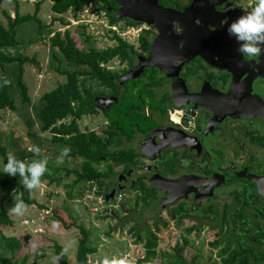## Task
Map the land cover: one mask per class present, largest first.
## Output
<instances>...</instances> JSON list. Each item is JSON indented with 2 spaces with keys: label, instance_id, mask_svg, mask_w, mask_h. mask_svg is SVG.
Returning <instances> with one entry per match:
<instances>
[{
  "label": "flooded vegetation",
  "instance_id": "flooded-vegetation-1",
  "mask_svg": "<svg viewBox=\"0 0 264 264\" xmlns=\"http://www.w3.org/2000/svg\"><path fill=\"white\" fill-rule=\"evenodd\" d=\"M192 1L157 0L160 6L179 12ZM244 1L213 4L214 12L222 16V27L251 11L254 0L248 1L250 8L245 10L240 4ZM115 5L107 8L114 17L119 8ZM208 8L203 6V12L207 13ZM219 16L204 14L208 22H217ZM126 21L118 19L116 23L126 25ZM179 33L178 28L175 34ZM158 34L157 29L146 25L135 43L127 42L128 57L124 61L116 59L122 66L119 72H113V82L101 85L93 80L102 92H91L94 103L87 115L102 113L106 127L101 136L107 149L120 151L128 158L110 179L111 188L101 195L106 199L114 191V200L120 191L137 194L135 206L142 205L145 212H152L153 223L151 228L135 227L136 232L150 229L157 237L167 226L163 218L178 219L185 227L178 242L184 241V247L178 258L177 243L170 249L168 264H180L179 258L182 264H264V198L257 192L255 181L264 177V125L243 115L255 114L259 103H264V59L242 57L231 71L233 47L225 44L205 59L197 56L178 69L171 66L168 73L157 67L133 73L139 61L148 58ZM101 65L109 70L107 64ZM111 127L116 129L117 144L116 138L109 135ZM182 185L186 187L183 199L166 204L176 193L185 191ZM143 192L151 193L147 207L139 199ZM174 210L181 212L172 217L170 212ZM159 212L163 217H157ZM130 220L138 223L136 218ZM157 220L165 224L159 226V231ZM135 237L139 240L143 234ZM88 256L84 263L75 259L76 264H93ZM63 259L67 261L66 256Z\"/></svg>",
  "mask_w": 264,
  "mask_h": 264
},
{
  "label": "rangeland",
  "instance_id": "rangeland-1",
  "mask_svg": "<svg viewBox=\"0 0 264 264\" xmlns=\"http://www.w3.org/2000/svg\"><path fill=\"white\" fill-rule=\"evenodd\" d=\"M248 1L240 2L243 4V9H249ZM18 3V11L21 15L32 14L34 10V0H0V22L6 26V19L2 17L1 13L5 11L7 14H14L15 3ZM90 6L96 11L100 19H104L102 11L99 13L100 5L92 3ZM82 15V14H81ZM50 1L44 0L39 8L38 18L45 24L51 23ZM83 16V15H82ZM80 21V16L75 18L72 11H68L62 16V23L54 22L51 25L52 33L47 34L46 30L43 37L38 34V27L34 21H27L19 25L15 29L16 40L18 44L11 48H3L2 51L9 56L14 57H33L35 56L36 64L26 63L23 65V81L28 89L30 97V104L21 102L19 89L16 85L17 63L6 64L0 69V79L7 78L10 82L9 96L16 107L15 112L9 110L0 111V133L2 138V145L7 149L8 156L14 155L17 159L20 153L26 159L24 162L30 163L33 160L42 159L41 155L33 151V144L39 148L40 142H45L46 154L48 161V168H58L59 175L64 176L67 170H78L80 167V158L71 159L65 158L63 164L57 165L56 158L63 146L61 144H53L51 142V133L40 132L36 120L35 107L39 104L41 96L57 87L59 84L65 82V77L60 75L58 70L68 69L74 70L72 66H67L66 63L58 65L57 62L51 59V51L49 48L50 38L56 32L62 35L64 31L68 30L71 36L75 39L78 49L81 51H89L90 49L104 50L108 47H113L116 43L111 41L112 36L97 35V26L92 31L87 30V26L82 24H72L70 20ZM92 26L95 22H92ZM90 37L89 41L85 38ZM131 40L130 43H135ZM122 64L114 59L107 64V67L112 72H119ZM79 83L84 84V87L90 89L92 93H101L102 88L98 83L89 77L79 78ZM41 107V106H40ZM39 107V108H40ZM29 116V117H28ZM117 116V114H114ZM26 117L32 123L31 127L26 124ZM72 118L68 116L62 122L63 124H70ZM106 118L101 112L93 115H84L76 121L77 128L81 132L94 131L98 135L106 127ZM37 139L29 136V132L36 131ZM39 137V138H38ZM42 144V143H41ZM30 148V151L27 150ZM52 160V161H51ZM4 164L0 157V171H3ZM99 170L104 168L100 165ZM56 175V171H53ZM48 174L42 177L43 184H48ZM74 176L69 175L65 177L58 186L55 184L50 191L45 186L40 190L29 194V198L34 199L37 204L29 205L28 214L20 217L9 214L13 225L10 227H0V258L10 257V252L7 251L2 241L4 237H18L25 238L23 240L22 250L17 254L16 259L21 260L23 257L27 258V264H57L58 259L55 250V244L64 249L63 253L70 264H76L75 255L77 245L82 237L80 228L88 233L87 246L94 248L95 252L88 256V260L93 264H104L105 260H119L127 258L129 264H137L144 257L143 245L138 238L134 236L136 232L135 227L151 228L153 221L149 211L145 212L141 206H135V201L138 196L135 192L121 193L122 199L100 201L101 206L98 211L91 212L93 208L92 192L90 198L88 194L89 184L81 183L78 186L68 188L67 186L73 180ZM95 185V184H94ZM93 185V186H94ZM23 188V185L18 176L14 177L9 186L0 191V202L5 201L11 193L17 188ZM99 191L97 185L94 186ZM86 188H88L86 190ZM28 192V191H26ZM98 193V192H97ZM105 194V191H102ZM68 194L71 198H68ZM117 194V193H116ZM40 202V203H38ZM43 206V210L39 207ZM95 207V206H94ZM94 209V208H93ZM107 211H106V210ZM141 210V211H140ZM93 211V210H92ZM157 217H163V212H159ZM136 218L138 223L124 222L125 219ZM24 220L28 221V225H23ZM167 223L166 227L161 228L157 233V248L155 250L156 258L150 261V264H155L160 261L162 264H168L170 249L179 242L180 238L184 236L185 227L178 223V219L163 218ZM148 262H141L147 264Z\"/></svg>",
  "mask_w": 264,
  "mask_h": 264
},
{
  "label": "trees",
  "instance_id": "trees-1",
  "mask_svg": "<svg viewBox=\"0 0 264 264\" xmlns=\"http://www.w3.org/2000/svg\"><path fill=\"white\" fill-rule=\"evenodd\" d=\"M44 0H35L34 10L32 14L21 15L18 11V3H15L14 14L11 17L5 11L1 13L2 17L6 19V26L0 22V69L6 64L17 63V75H16V85L19 89L21 102L26 104V107L30 104V97L28 95V89L23 81V65L26 63L36 64L35 56L33 57H14L6 55L2 49L11 48L18 44L16 40L15 29L17 26L23 24L27 21H34L38 27V34L43 37V33L49 35L52 33L51 25L57 20L53 18L51 23L48 25L43 24L38 18V12L40 5ZM50 11L56 15H63L68 11H72L74 16L79 11L80 8L88 6L92 3H97L100 5V9L106 12L109 17V23L115 24L118 19L114 15L110 14L107 10L108 7H116L113 0H49ZM60 23L62 18H59ZM127 24H132L126 21ZM50 34V35H51ZM49 35V36H50ZM49 48L51 51V59L57 62L58 65L66 63L67 66H72L75 69L69 71L68 69L58 70L60 75L65 77V82L59 84L57 87L49 92L44 93L39 101V104L34 108L36 111V120L40 132H50L51 142L53 144H61L63 147H70L71 152L69 157L71 159L80 158L81 164L78 170H67L64 176L59 175V169H50L51 175L47 176L48 184H55L58 186L60 182L69 175H73L74 178L67 186L71 188L73 186H78L81 183H89L97 185L99 194H103L102 191L107 193L106 188H111L110 179L112 176H116L118 171L116 169L123 163L128 161V158L123 155L120 151H111L107 149L106 143H104L103 137L96 134L95 132H81L77 128L76 121L82 116L87 115L92 112L93 94H91L90 89L84 87V84L79 83V78L89 77L101 85L111 84L113 82L112 77L116 74L101 67V64H108L114 59H120L124 61L128 57L126 48L128 46L127 42L121 40L116 35H113L111 41L116 44L113 47H108L104 50L90 49L89 51H81L78 49L75 39L71 36L68 30L64 31L63 35L60 32L54 33V35L49 39ZM86 41L90 40V37L85 38ZM143 42L141 38L139 40ZM3 80L0 79V111L9 110L11 112L16 111L10 96L9 88L10 85L2 86ZM41 106V107H40ZM40 107V108H39ZM70 116L72 122L70 124H63L62 122L65 118ZM29 117V116H28ZM26 117V124L31 127L32 121ZM109 131L111 137H115L114 143H118L116 137V129ZM38 132V130H37ZM37 135L36 131L29 132L30 137H35ZM113 138V139H115ZM117 141V142H116ZM60 154V152H59ZM0 157L5 165L7 163L8 151L2 145V138L0 133ZM23 153H20L19 160H25ZM103 165L104 168L99 170V166ZM53 171H56V175ZM14 177H10L0 171V191L5 190ZM23 192L24 202L28 205H36L37 202L29 198V192H26L24 188H17L11 195L5 200L0 202V227H10L13 222L9 216V209L13 205L12 194ZM68 198L71 195L68 194ZM142 204L147 207L151 204V193L143 192L139 197ZM43 209V206H39ZM181 210H174L170 212L172 217L179 215ZM130 219H126L124 222H129ZM136 222L137 220H133ZM165 226L161 224L159 220L156 221L157 231H159V226ZM80 233L82 234L81 239L78 242L76 250V260L79 263H84L87 256L95 252L94 248L87 246L88 233L80 228ZM143 234V237H141ZM135 236H140L138 240L143 243L144 258L140 262H148L150 258L155 257V249L157 248V237L149 229L140 228ZM28 237L18 238V237H4L2 236V241L10 252V257L0 258V264H27V258L23 257L21 260H17V254L22 250L23 240H28ZM184 247V241L181 244L177 243L175 245V250L177 251V258L181 256V251ZM56 255L65 258L61 246L55 244ZM179 263L182 264L181 258H179Z\"/></svg>",
  "mask_w": 264,
  "mask_h": 264
},
{
  "label": "water",
  "instance_id": "water-1",
  "mask_svg": "<svg viewBox=\"0 0 264 264\" xmlns=\"http://www.w3.org/2000/svg\"><path fill=\"white\" fill-rule=\"evenodd\" d=\"M118 6L115 17L117 19H126L138 24H146L151 28L158 30L159 34L155 37L147 59H141L133 73H140L144 67H157L160 71L168 73L171 66L180 68L191 59L200 56L207 58L209 55L219 52L220 47L225 44L232 45L229 66L231 71L241 62L242 56L236 53L238 44L227 34V26H221V17L214 12L213 4L223 0H193L192 3L182 12L174 9L165 8L158 4L157 0H113ZM208 5L207 13L203 12V6ZM210 17H218L217 22H208L204 14ZM220 19V20H219ZM200 23L197 24L195 21ZM173 22H178L180 33L175 34L176 29ZM214 27L215 30H209L208 27ZM209 52H213L210 54ZM235 53L236 57L235 58ZM264 59V55H262ZM255 105H258L255 103ZM258 108V106H257ZM255 108V109H257ZM258 111L255 114H243L252 119H258L264 125V103H259ZM245 110V105H243ZM258 186L257 192L264 198V177L256 178ZM183 193H176L172 200L165 202L171 204L178 199H183L186 187ZM114 191L106 197L111 199ZM187 197L189 195L187 194ZM59 264H67L63 258L58 259Z\"/></svg>",
  "mask_w": 264,
  "mask_h": 264
},
{
  "label": "clouds",
  "instance_id": "clouds-1",
  "mask_svg": "<svg viewBox=\"0 0 264 264\" xmlns=\"http://www.w3.org/2000/svg\"><path fill=\"white\" fill-rule=\"evenodd\" d=\"M174 28H179L178 22H173ZM227 34L234 38L238 44L237 52L244 58L254 59L264 55V0H254L251 11L245 12L233 20L227 26ZM11 82L5 78L2 86H7ZM38 154L39 149H34ZM70 147H63L56 158L57 165L63 164L65 158L69 157ZM3 171L10 177L18 176L23 188L30 194L43 187L42 177L47 173L51 175L48 168V159L33 160L26 163L17 159L14 155H9ZM13 205L9 209L10 213L23 217L28 214L29 205L24 202L23 192L12 194ZM104 264H129L127 258L120 260H105Z\"/></svg>",
  "mask_w": 264,
  "mask_h": 264
},
{
  "label": "built area",
  "instance_id": "built-area-1",
  "mask_svg": "<svg viewBox=\"0 0 264 264\" xmlns=\"http://www.w3.org/2000/svg\"><path fill=\"white\" fill-rule=\"evenodd\" d=\"M101 11L103 13L102 16H104V19H107L105 17V13L103 10H100L99 13ZM77 16L78 17L80 16V21L75 22L74 20L71 19L70 21L72 24H82L83 26H87V30L89 31H92L94 27L97 26L98 32L96 33L97 35H100L99 38H101V36H104V35L112 36V37L113 35H116L121 40L125 42H129V43L131 42V40H137L139 37L140 31L144 29V27L146 26L145 24H141V26H137V27L133 25H128V24L126 25L117 24V23L110 24L108 19L102 21V19H100V16L97 15L96 11L90 5L80 8L79 11L76 13V16L74 17L77 18ZM92 22H95L94 26L91 25ZM101 67H104V66L101 65ZM88 184H89V189H88L89 197L88 198H90V192H92V196L94 195V197L91 200L92 203L94 204L93 205L94 209L92 208L91 212L94 213L95 211H98V207L101 206L100 201L101 200L103 201V197L99 195V193H97L98 192L97 188L94 187L95 185L92 182H89ZM122 196L123 195L121 193H117L116 200L120 201L122 199ZM22 224L28 225V221L24 220Z\"/></svg>",
  "mask_w": 264,
  "mask_h": 264
},
{
  "label": "crops",
  "instance_id": "crops-1",
  "mask_svg": "<svg viewBox=\"0 0 264 264\" xmlns=\"http://www.w3.org/2000/svg\"><path fill=\"white\" fill-rule=\"evenodd\" d=\"M30 1H32L33 2V0H30ZM34 2H35V0H34ZM43 2V1H42ZM50 5H51V3H50ZM64 15V14H63ZM63 15H56V14H53L52 12H51V16H49L48 18H51L52 17V19L53 18H56L57 20L55 21V22H60L59 21V18L60 17H62ZM10 16L11 17H13V14H10ZM38 16V15H37ZM51 19V20H52ZM45 25H48L47 24V22L45 23ZM38 133H40V132H37V135L39 136L40 134H38ZM37 135L35 136V137H32V139H34V138H36L37 139ZM39 138V137H38ZM42 143V144H41ZM46 146H45V142L43 141V142H40V144H39V153H38V155H41L42 156V158H45L46 156H47V154H46ZM34 149H37L36 148V146L33 144V151H34ZM27 150L28 151H30V148H27ZM35 152V151H34ZM36 153V152H35ZM37 154V153H36ZM47 158V157H46ZM48 161H50V160H48ZM52 161V160H51ZM81 163V162H80ZM54 185V184H53ZM53 185H47L46 183L45 184H43V186H45L47 189H49L50 191H53L52 190V186ZM88 188H86V190H87ZM38 203H40V202H38ZM44 209V208H43ZM42 209V210H43ZM62 251H64V249H62Z\"/></svg>",
  "mask_w": 264,
  "mask_h": 264
}]
</instances>
